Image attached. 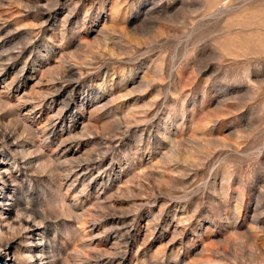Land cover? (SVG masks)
Returning <instances> with one entry per match:
<instances>
[{
  "label": "rangeland",
  "instance_id": "rangeland-1",
  "mask_svg": "<svg viewBox=\"0 0 264 264\" xmlns=\"http://www.w3.org/2000/svg\"><path fill=\"white\" fill-rule=\"evenodd\" d=\"M0 229V264H264V0H0Z\"/></svg>",
  "mask_w": 264,
  "mask_h": 264
},
{
  "label": "bare ground",
  "instance_id": "bare-ground-1",
  "mask_svg": "<svg viewBox=\"0 0 264 264\" xmlns=\"http://www.w3.org/2000/svg\"><path fill=\"white\" fill-rule=\"evenodd\" d=\"M27 223V222H26ZM29 228V227H28ZM1 230V229H0ZM1 233V232H0ZM2 234V233H1Z\"/></svg>",
  "mask_w": 264,
  "mask_h": 264
}]
</instances>
